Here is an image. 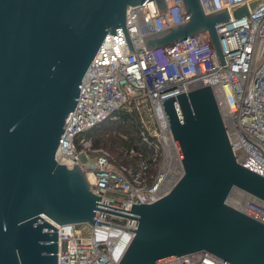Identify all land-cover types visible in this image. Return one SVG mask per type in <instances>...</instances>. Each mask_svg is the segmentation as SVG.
I'll return each instance as SVG.
<instances>
[{"label": "water", "instance_id": "obj_1", "mask_svg": "<svg viewBox=\"0 0 264 264\" xmlns=\"http://www.w3.org/2000/svg\"><path fill=\"white\" fill-rule=\"evenodd\" d=\"M144 1L0 0V264H56V224L94 222L98 194L77 162L57 161L56 149L105 35L116 40L121 26L134 53L126 9ZM155 2L165 9L164 0ZM183 3L188 19L147 35L145 46L207 31L223 62L216 24L228 11ZM246 10L239 5L233 14ZM162 105L182 173L157 199L132 204L137 226L118 264H154L195 250L264 264V222L226 202L235 187L264 200V175L236 160L211 86Z\"/></svg>", "mask_w": 264, "mask_h": 264}, {"label": "built area", "instance_id": "obj_2", "mask_svg": "<svg viewBox=\"0 0 264 264\" xmlns=\"http://www.w3.org/2000/svg\"><path fill=\"white\" fill-rule=\"evenodd\" d=\"M164 1V10L155 0L128 5L125 28L134 53L117 26V39L110 32L105 35L81 79L55 156L69 167L79 164L90 189L98 194L97 208L93 223H55L56 264H118L137 226L132 204L151 202L174 184H163L166 150L175 148L179 158L162 105L168 97L210 85L236 160L264 175V0H200L205 12L226 9L229 13L226 21L216 24L223 62L207 31L145 46L147 35L188 19L183 0ZM243 4L247 10L235 16L234 8ZM119 108L136 111L162 150L161 163L148 186L133 184L106 156L76 149L74 137L79 132ZM180 169L182 173L181 161ZM226 202L264 222V200L235 187ZM154 264L232 263L207 250H195Z\"/></svg>", "mask_w": 264, "mask_h": 264}, {"label": "trees", "instance_id": "obj_3", "mask_svg": "<svg viewBox=\"0 0 264 264\" xmlns=\"http://www.w3.org/2000/svg\"><path fill=\"white\" fill-rule=\"evenodd\" d=\"M74 142L78 151L91 156L105 154L138 186L153 182L162 160L161 148L136 111L119 108L106 119L79 132Z\"/></svg>", "mask_w": 264, "mask_h": 264}, {"label": "bare ground", "instance_id": "obj_4", "mask_svg": "<svg viewBox=\"0 0 264 264\" xmlns=\"http://www.w3.org/2000/svg\"><path fill=\"white\" fill-rule=\"evenodd\" d=\"M180 161L175 151V148L169 147L165 153V159L163 163L164 182L163 184L168 187L174 183V181L180 175Z\"/></svg>", "mask_w": 264, "mask_h": 264}, {"label": "rangeland", "instance_id": "obj_5", "mask_svg": "<svg viewBox=\"0 0 264 264\" xmlns=\"http://www.w3.org/2000/svg\"><path fill=\"white\" fill-rule=\"evenodd\" d=\"M97 153V152H96ZM103 154V153H101ZM104 156H106L105 154H103ZM107 157V156H106ZM113 164V163H112ZM115 166V164H113ZM116 167V166H115ZM117 168V167H116ZM156 175V174H155ZM155 178V177H154ZM154 181V180H153ZM142 186H148V185H142Z\"/></svg>", "mask_w": 264, "mask_h": 264}]
</instances>
